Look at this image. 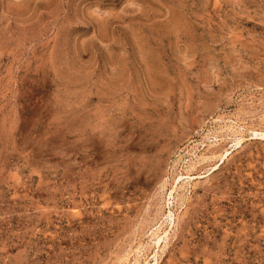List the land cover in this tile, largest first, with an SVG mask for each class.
<instances>
[{
  "label": "rangeland",
  "instance_id": "rangeland-1",
  "mask_svg": "<svg viewBox=\"0 0 264 264\" xmlns=\"http://www.w3.org/2000/svg\"><path fill=\"white\" fill-rule=\"evenodd\" d=\"M0 264H264V0H0Z\"/></svg>",
  "mask_w": 264,
  "mask_h": 264
},
{
  "label": "bare ground",
  "instance_id": "bare-ground-1",
  "mask_svg": "<svg viewBox=\"0 0 264 264\" xmlns=\"http://www.w3.org/2000/svg\"><path fill=\"white\" fill-rule=\"evenodd\" d=\"M160 228V227H159ZM164 231V230H163ZM158 233V232H157ZM156 234V233H155ZM157 236H159V235H157ZM157 238V237H156ZM158 239V238H157ZM161 239L159 238V240L158 241H160ZM128 260V259H127ZM129 263V262H128Z\"/></svg>",
  "mask_w": 264,
  "mask_h": 264
}]
</instances>
